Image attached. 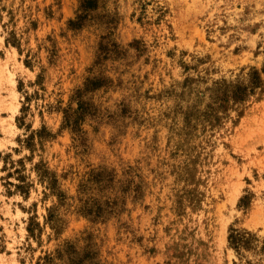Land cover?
<instances>
[{"label":"rangeland","instance_id":"1","mask_svg":"<svg viewBox=\"0 0 264 264\" xmlns=\"http://www.w3.org/2000/svg\"><path fill=\"white\" fill-rule=\"evenodd\" d=\"M95 3L0 0V264H264V0Z\"/></svg>","mask_w":264,"mask_h":264},{"label":"trees","instance_id":"2","mask_svg":"<svg viewBox=\"0 0 264 264\" xmlns=\"http://www.w3.org/2000/svg\"><path fill=\"white\" fill-rule=\"evenodd\" d=\"M95 1L96 0H84V8H93L95 6ZM232 244L237 248L240 246L241 242L244 241V236L239 234V233H233L230 236Z\"/></svg>","mask_w":264,"mask_h":264}]
</instances>
